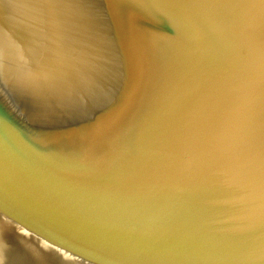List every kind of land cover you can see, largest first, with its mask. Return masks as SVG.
Masks as SVG:
<instances>
[{"label": "water", "instance_id": "water-1", "mask_svg": "<svg viewBox=\"0 0 264 264\" xmlns=\"http://www.w3.org/2000/svg\"><path fill=\"white\" fill-rule=\"evenodd\" d=\"M0 264H264V0H0Z\"/></svg>", "mask_w": 264, "mask_h": 264}]
</instances>
